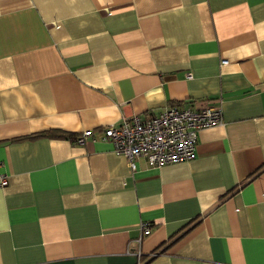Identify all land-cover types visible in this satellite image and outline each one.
Segmentation results:
<instances>
[{"label": "crops", "instance_id": "obj_1", "mask_svg": "<svg viewBox=\"0 0 264 264\" xmlns=\"http://www.w3.org/2000/svg\"><path fill=\"white\" fill-rule=\"evenodd\" d=\"M199 101L186 162L100 140ZM0 176V264H264V0H0Z\"/></svg>", "mask_w": 264, "mask_h": 264}, {"label": "built area", "instance_id": "obj_2", "mask_svg": "<svg viewBox=\"0 0 264 264\" xmlns=\"http://www.w3.org/2000/svg\"><path fill=\"white\" fill-rule=\"evenodd\" d=\"M215 104L199 101L187 109L168 107L143 120L121 118L117 126L103 129L100 140L110 143L113 152L125 157L131 166L138 158L145 159L150 167L186 162L194 157L198 132L222 123L221 107ZM91 134V130L84 131L76 144L82 145ZM7 184V179L0 176V188ZM141 228L145 236L150 234L148 224H141Z\"/></svg>", "mask_w": 264, "mask_h": 264}, {"label": "trees", "instance_id": "obj_3", "mask_svg": "<svg viewBox=\"0 0 264 264\" xmlns=\"http://www.w3.org/2000/svg\"><path fill=\"white\" fill-rule=\"evenodd\" d=\"M47 137H55L59 139H65V140H70L73 143L76 142V139L78 136L72 135V134H67V133H49L46 134Z\"/></svg>", "mask_w": 264, "mask_h": 264}]
</instances>
